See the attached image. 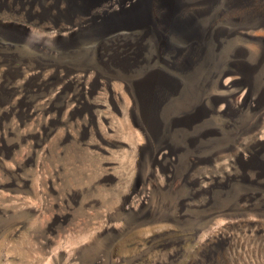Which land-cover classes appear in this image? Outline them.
<instances>
[{
	"label": "bare ground",
	"instance_id": "obj_1",
	"mask_svg": "<svg viewBox=\"0 0 264 264\" xmlns=\"http://www.w3.org/2000/svg\"><path fill=\"white\" fill-rule=\"evenodd\" d=\"M0 11L28 23L14 31L0 21L4 46L22 44L35 55L77 53L81 59L82 45L94 42L97 53L94 62L76 66L67 57L55 63L6 53L0 43V89L17 100L6 116L15 110L20 124L45 119L52 129L39 137L47 140L58 125L79 118L86 125L82 134L95 132L97 111L122 112L123 104V114L131 116L129 136L135 137L128 146L142 147L150 160V187L140 186L141 197L127 212L141 218L152 205L167 207L168 189L184 180L193 203L181 206L203 222L195 231L215 240L219 254L232 242L243 249L264 240V0H0ZM109 15L130 19L112 24L105 22ZM102 92L109 106L87 103ZM67 93L71 98L57 106ZM30 137L34 147L38 136ZM2 151L6 158L12 153ZM240 181L251 192L235 198L232 187ZM219 254L203 256L201 264H237L241 257Z\"/></svg>",
	"mask_w": 264,
	"mask_h": 264
},
{
	"label": "rangeland",
	"instance_id": "obj_2",
	"mask_svg": "<svg viewBox=\"0 0 264 264\" xmlns=\"http://www.w3.org/2000/svg\"><path fill=\"white\" fill-rule=\"evenodd\" d=\"M128 19L127 15L117 19L109 15L105 22L116 24ZM0 21L8 23L14 31L16 26L28 24L23 18L3 11ZM2 42L6 44L0 40L3 46ZM10 45L1 49L55 63L68 62L64 59L67 57L76 66L92 63L97 57L94 42L82 45L83 51L78 53L83 54L81 59L77 53L35 55L25 45ZM117 51L122 49L118 47ZM157 65L171 73L168 66L161 62ZM68 97L71 98L69 93L63 94L56 105L63 106ZM76 98L79 102V97ZM108 100L102 92L86 101L109 106ZM16 101V97L8 98L0 89V264H201L203 256H218L217 242L199 234L203 222L198 224L194 211L181 206L183 201L193 203L188 181L181 180L168 189L167 207L152 205L141 218L127 212V207L141 197L140 188L150 187L146 177L150 160L147 153L142 154V147L133 151L128 146L135 137L129 136L131 116L123 114V104L119 106L122 112L110 107L99 109L101 124L95 132L89 129L82 134L81 128L86 125L79 118L58 125L45 140L39 136L52 129L46 126L45 119L38 117L20 124L15 110L6 116L8 106ZM75 102L73 99L72 105ZM212 121L220 124L219 119ZM67 132L68 137L64 138ZM34 135L38 138L31 147L30 136ZM112 141L127 145H113ZM1 148L11 149L12 153L3 157ZM18 182L24 185H9ZM249 189L240 181L233 185L232 193L237 198L251 192ZM124 197L128 198L126 204ZM124 222L127 225L122 227ZM262 243L263 238H257L249 242L250 246L239 249L232 242L219 255L228 256V260L241 256L237 264H264ZM242 244L245 246L247 240ZM256 248L260 253L255 252Z\"/></svg>",
	"mask_w": 264,
	"mask_h": 264
}]
</instances>
